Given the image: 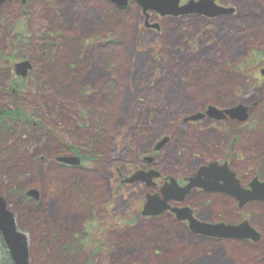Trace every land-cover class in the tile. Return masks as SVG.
<instances>
[{"label": "rangeland", "instance_id": "1", "mask_svg": "<svg viewBox=\"0 0 264 264\" xmlns=\"http://www.w3.org/2000/svg\"><path fill=\"white\" fill-rule=\"evenodd\" d=\"M23 1L5 3L0 13V89L15 77V63L30 60L32 93L18 103L0 91V110L22 109L32 122L0 133V190L28 237L32 264H264V202L240 208L231 197L194 193L184 203L200 219L248 220L263 235L255 244L211 242L170 212L141 216L144 187L113 194L117 169L136 165L166 136L171 141L159 153L165 175L228 160L242 185L264 180V0H221L235 13L209 25L199 16L155 14L159 32L144 28L135 2ZM17 34L33 36V45ZM233 105L248 108L247 121L176 123L208 106ZM99 129L102 142L91 153L86 139ZM74 151L85 156L84 167L62 168L57 178L55 159ZM12 184L37 189L39 198L18 206Z\"/></svg>", "mask_w": 264, "mask_h": 264}, {"label": "water", "instance_id": "2", "mask_svg": "<svg viewBox=\"0 0 264 264\" xmlns=\"http://www.w3.org/2000/svg\"><path fill=\"white\" fill-rule=\"evenodd\" d=\"M10 0H0L1 7ZM121 8L128 5V0H109ZM137 3L143 8L144 13L148 11H155L162 16H185L189 14H200L207 17H218L222 14L229 13L230 11L224 10L214 5V0H200L199 2L191 1L187 5L180 7V0H136ZM32 66L30 62L25 61L16 65V73L19 76L26 78ZM247 107L242 105L226 110L220 111L215 107H209L207 115L211 118L221 120L228 114L232 119L239 121L247 120ZM204 118V114L199 113L194 115L190 120H200ZM169 141V138H164L160 141L156 150L161 149ZM60 162L78 166L80 159L78 157H62L58 159ZM141 173L134 175L129 181L133 182L140 179ZM220 181H224L220 185ZM251 189L246 190L240 186L238 180L235 179V174L228 170L227 165L219 167L217 164H211L209 167L202 168L199 174L190 179L189 184L181 189L177 186L176 181L172 180L162 189L163 199L159 196L148 197V202L145 205L143 216H158L170 209L168 202L170 201H183L185 196L193 188H203L207 191L221 192L235 196L244 206L252 201H264V183L259 182L257 179L250 185ZM28 196L38 199L39 192L32 189L28 192ZM179 220H189L190 227L194 233L201 234L207 237L216 238H233V239H253L258 241V235L248 224L244 222L239 226H226L209 225L200 223L192 217V212L188 209H173ZM0 233L9 251L13 264H30L29 262V246L28 239L25 234L19 232L16 227L14 214L8 209L6 199L0 193Z\"/></svg>", "mask_w": 264, "mask_h": 264}, {"label": "flooded vegetation", "instance_id": "3", "mask_svg": "<svg viewBox=\"0 0 264 264\" xmlns=\"http://www.w3.org/2000/svg\"><path fill=\"white\" fill-rule=\"evenodd\" d=\"M23 2L25 3L26 1H23ZM215 2L218 5H220V6H224V4L221 3V0H216ZM185 3H181V4H185ZM234 13H235V11L232 14H234ZM190 16H199L201 18H204L207 21L208 25L211 23V21H213L215 19V18L213 19V18L203 17L201 15H190ZM190 16H187V17H190ZM150 17H152V15ZM157 27L161 30V25H157ZM144 28L145 29H150V27H146V26ZM13 80H14L13 82H9V84L4 86L2 89H0V91L2 93H4V94H7V93H5V91H8V93L9 92L15 93L16 89L14 88V86H18L19 87L20 84L23 81L20 80V79H13ZM206 120H208L210 122V124H212L213 126L215 124L224 126L227 122L233 121L232 119L227 118L226 120H224V122L217 123L214 120L205 118L204 120H202L200 122H184V119H182V120L178 119L177 122H178L179 125H184V126L190 128V127L195 126V125H200L201 126V124H203V122H205ZM214 128H215V126H214ZM162 151L163 150H152V149L144 151L142 155H138L136 165L133 166V165H127L126 164L124 170L117 169V171H116V181H115L116 188L113 189L114 190L113 194L116 193L118 195L123 190V188H125L127 186H135L138 189L140 187H144L147 190H149L148 193L145 194L144 201H143V204L141 206V212H140L141 216H143L142 215V210H143V208L146 205V201H147V197L148 196H158V195L162 196V189L168 183H171L172 179L176 180V182L178 183L179 188L184 189L186 187V185H188V183H189L188 180L190 178L194 177L197 174V172H196V173H193L191 175H184L183 177L178 176V175H174V176L173 175H165L163 173V171L161 169V165L159 163V153H161ZM76 154H77V151H74L73 155H76ZM79 156H80L81 160L84 159L82 154H80ZM218 163L220 165H224L225 163H228V165L230 167V170L234 171L228 160L227 161L225 160L224 162H218ZM207 164H205V165H207ZM59 166L60 167L63 166L64 168H68V169L72 168V169H80L81 170V168H82V167H72V166L64 165L62 163H59ZM136 173H141L140 179L138 181H135L134 183H128V180L130 179V177L134 176ZM236 177L239 179V176H238L237 173H236ZM255 177H257V176H255ZM255 177H253L251 179V182L253 181V179ZM260 180H262V179L260 178ZM251 182H249L247 185H245V188H249V185H250ZM194 193H197V194L202 195V196H216V197L218 196V197H221L223 199L231 197V198H234L238 202V200L235 197H233V196L226 195L224 193L210 192V191H206V190H202V189H192L189 192V194L186 196L184 202H188V198L193 196ZM113 194H112V197H113ZM184 202H182V203H180V202H171L170 205H171L172 209L188 208V209L192 210L193 217L195 219L201 221V222L209 223V224H218V223L213 222V221H206V220L200 219L199 216L197 215V213L192 208H190L189 206H185ZM168 212H170V216L176 222L183 224V226L189 232H191L193 235H195L197 237H200V238L204 239L205 241H211V242H214V241H217V242L236 241V242H240V243H244L245 242V243H249V244H255V243H257V242H259V241H261L263 239V235L261 233H260L261 234L260 239L258 241H256V242H254L252 240H244V241L243 240H233V239L232 240H226V239H218V238L206 237V236L198 235V234H195L194 231L191 229L189 221H185V222L184 221H179L177 219V215L176 214H174L172 211H168ZM161 216H163V215L155 216V217H145V218L146 219H152V218L155 219V218L161 217ZM242 221H244V220H242ZM242 221L234 222V223H229V222L224 221V222H221V223H225L227 225H230V224L238 225Z\"/></svg>", "mask_w": 264, "mask_h": 264}, {"label": "trees", "instance_id": "4", "mask_svg": "<svg viewBox=\"0 0 264 264\" xmlns=\"http://www.w3.org/2000/svg\"><path fill=\"white\" fill-rule=\"evenodd\" d=\"M30 45H31V43H30ZM39 50H40V48H39ZM14 88L21 93V95L18 97L20 102H22L25 98H27L32 93L31 91H30V93H28L29 90H30L29 88L26 89V88H23L21 86H19V87L18 86H14ZM29 119H30V116L25 111H23L22 109L0 110V125L2 127H7V125L14 124L15 122H26ZM8 130L12 131V129H9V128H8ZM103 132H102L101 129H99V130H97V132H95V134L93 136L88 137L86 139L87 147L89 148L91 153L95 152V150L97 149L99 144H101L102 138H103V134H102ZM84 159H85V157H84ZM75 187L79 188L78 186H75ZM14 189L16 190V194L13 195L14 194L13 193L12 196L16 197L15 200H16L17 205L19 206L22 203H24L26 201V199H27L26 190H24L22 188H19V189L14 188ZM0 252L1 253L5 252L0 264H13V262L11 260V257L9 255L8 251H7V248H6L5 244H4V241H3L2 237H1V234H0Z\"/></svg>", "mask_w": 264, "mask_h": 264}, {"label": "bare ground", "instance_id": "5", "mask_svg": "<svg viewBox=\"0 0 264 264\" xmlns=\"http://www.w3.org/2000/svg\"><path fill=\"white\" fill-rule=\"evenodd\" d=\"M48 38H50V36L48 37ZM30 40H32L33 41V36H32V38L30 39ZM36 40H38L37 42L39 43V48H40V53H42L43 55H46L45 54V50H46V48H45V45H47V44H45L46 43V40L45 39H36ZM38 81V80H37ZM32 121H31V119H29V120H27L25 123H31ZM9 127H6V129H8ZM10 129V128H9ZM25 139V138H24ZM7 155H9L8 154V152H7ZM1 161H4V159H1ZM3 239V238H2ZM4 241V240H3Z\"/></svg>", "mask_w": 264, "mask_h": 264}]
</instances>
